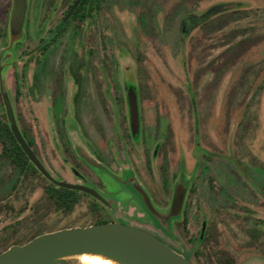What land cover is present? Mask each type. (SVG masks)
Segmentation results:
<instances>
[{
	"label": "rangeland",
	"instance_id": "374dc122",
	"mask_svg": "<svg viewBox=\"0 0 264 264\" xmlns=\"http://www.w3.org/2000/svg\"><path fill=\"white\" fill-rule=\"evenodd\" d=\"M11 5L12 0H0L2 76L19 129L35 141V149L46 165L57 161L52 143L55 131H75L76 136L71 138L78 146L79 131L84 130L94 132L92 134L98 138L96 132L101 131V145L105 146L110 136H117L114 125L117 119L121 130L126 131L123 106L116 118L115 107L105 101L101 102V107L92 103L84 105L88 94L87 78L97 71L94 60L102 59L103 65L108 62L114 67L112 69L120 67L113 74L120 85L116 86L117 91L121 93V70L126 73L127 84L133 90L137 78L143 128L148 134H170L172 147L181 145L186 151V148L191 149L189 140L193 128L197 129L198 125L205 146L214 148L219 155H230L224 158L229 166V177L238 178L239 182L252 175L248 167L238 166L236 162L257 159V168L262 173L256 169L254 175L260 179L261 190L250 202L246 200L249 201L250 193L258 188L247 183V190L237 191L234 180L230 183L233 202L223 199L212 202L203 187L198 197L194 194L189 197L195 209L185 239L191 246L200 227V213L205 212L213 242L201 247L200 260H208L210 264L264 263V233L256 241L250 239L251 228L243 214L248 209L254 213L255 220L264 221V0H105L96 21L85 27L71 26L44 54L33 53L21 59L16 56L31 49L34 43L24 39L23 34L11 46L8 27ZM209 10L211 17L215 16L192 29L180 41L183 18L205 17ZM215 20L223 22L216 25L214 22L213 26L211 23ZM50 27L48 24L46 30ZM85 36L91 43L84 40ZM226 44L231 50L239 48L237 54L241 55L229 61L227 73L222 68L216 75L213 66L210 67L211 60L218 61L219 67L223 64L220 53ZM126 65L135 72L133 69L127 71ZM16 69L22 77L21 95L17 100L13 80ZM95 80L100 81L97 76ZM3 114L0 96V117ZM57 143L61 145L62 142L57 140ZM188 163L190 165V160ZM7 171L5 162L0 161V205L4 203L5 194L16 192L6 181ZM50 176L60 180L55 174L50 173ZM31 181L29 188L43 185L40 178L33 177ZM21 187L18 186V196L8 199L4 210L0 211V232L12 216L25 209V204L30 205L40 197V191L31 193L29 188ZM214 193L219 195L217 191ZM11 208L14 211L11 212ZM29 211L26 209L20 218H26ZM84 214L83 204L68 216L53 215L48 224L54 222L51 224L54 229L80 226L88 222ZM30 227L14 238L30 235L36 229Z\"/></svg>",
	"mask_w": 264,
	"mask_h": 264
},
{
	"label": "flooded vegetation",
	"instance_id": "af4514ba",
	"mask_svg": "<svg viewBox=\"0 0 264 264\" xmlns=\"http://www.w3.org/2000/svg\"><path fill=\"white\" fill-rule=\"evenodd\" d=\"M75 1L27 0L23 34L25 35L24 39L31 40L34 44L31 49L22 51L16 58L21 59L24 55L39 47L41 48L35 54H44L47 52L48 47L65 36L71 26L75 27V25L80 24L81 27H85L92 21H96L97 16L102 13L103 3H105V0H88L85 11L86 16L82 19L74 18L73 16L84 0H81L74 12L69 15ZM91 1L92 7L88 14ZM58 13L59 17L56 18ZM207 14H205V17H195L192 15L184 17L181 21L182 36L180 41L185 39L192 29L206 23L207 20L215 16L212 15L211 17L210 10ZM221 22L223 20H215L211 24L214 26V24H220ZM48 24H51V27L46 30ZM84 40L90 42L87 36H85ZM99 43H101V36L98 37V47ZM237 50H231L230 45L226 44L225 49L220 53L223 56V64L220 67L217 66L219 64L218 61L211 60L210 67L213 66L212 70L217 72L216 75L222 68H224V72H228L227 66L231 60L235 61L241 55L237 54ZM101 54H103V49L101 50ZM94 68L97 71L98 68L100 70L92 72L91 77L87 78L88 94L84 99V105L92 103L101 107V102L105 101L110 106L115 107L117 111L115 114L116 118L119 116L120 106H123L126 113V131L123 132L120 122L118 125V119L117 121L115 120L114 125L117 136H110V139L108 138L105 141V146L101 145V138H103L101 131L96 132L100 138L96 134L93 135L92 133L94 132L79 131V137L81 138L79 146L72 142L73 139L71 137L76 136L75 131H55V135L52 136V143L53 156L55 155L57 161H54V163L49 162V166L46 165L43 157L35 149V141L30 138L32 142V146H30L25 139L27 145L46 172L49 175L50 173L55 174L60 178L59 181L54 179L56 182L80 189H70L53 184L28 159L44 179L40 178L43 181V185L41 187L29 188V186H32L31 178H39L37 174L31 173L30 176L21 178L19 181L17 178L16 192L5 194L3 202L5 203L13 196H18V186L29 188L28 190L31 193L33 191H40L41 194L38 200L33 201V205L25 204V209L12 216L10 222L3 227L0 232V248L7 245L5 249L7 250L13 245H23L42 234L62 229L117 223L151 234L173 251L181 254L191 264H210L208 260L206 262L200 260V256H202L201 247L204 245L209 246L213 242V235L210 225L206 220L207 216L205 212L200 213V227L193 237L191 246H189L188 240L185 239L190 217L194 216V204L189 202V197L193 194L195 198L198 197L200 187H203L207 190L206 192L210 201L214 202V200L223 199L226 202H233L230 183L231 180H234L237 182L236 186L238 188L235 189L237 191L247 190V183H252L258 188L254 193H250L251 197L249 201L246 200L250 202L252 196L261 190L260 179L254 175L256 169L260 171L259 167L257 168V159L254 158V161L250 160V162H245L244 160L236 162L238 166L248 167L252 175L248 180L245 178L244 180L239 179V182L237 181L238 178H230L229 166L224 160V158H228L230 155H219L214 148L205 146L200 136L198 125H196L197 129L193 128V134L189 140L191 149L186 148V151L182 150L181 145L173 146V149L172 135H166L165 132L163 135H150L144 130L140 106V89L137 78L134 81L135 88L133 90L127 84L126 73L121 70L122 82L121 93L119 94L117 87H120V85L116 82L113 74H116L120 67L112 69L114 67L109 66L108 62H105V65H103L102 59L100 61L95 59ZM124 68L127 71L134 70L130 65H126ZM95 76L100 80L99 82L95 80ZM18 78L22 77L16 69L13 72L16 100L20 97L17 98L16 94L18 83L16 80ZM21 83L20 87L22 88ZM132 95H136L139 120L137 132L132 130L130 121V98ZM225 110L227 113L228 106L225 107ZM57 140L62 142L61 145L57 143ZM174 155L176 158H174ZM189 160L191 162L190 165H188ZM56 166L61 170L59 171ZM260 173L262 172L260 171ZM50 177L52 178V176ZM48 184L53 186V189L50 191H54L56 194L53 195L55 196L49 197V195L45 194ZM177 184H180L185 190L184 203L178 216L166 219ZM138 191L146 196L151 206L159 214V218L151 215L146 209ZM215 191L219 195H216ZM262 193L264 195V191ZM29 195L31 196L32 194ZM196 201L199 202L200 200L196 199ZM4 203L0 205V211L4 210ZM60 204L63 206V210L59 208ZM83 204L85 206L84 217L88 221L86 224L66 226L59 229L51 227V224L53 225L54 222L48 224L53 215L68 216L78 206ZM41 206L42 209H40ZM26 209H30L28 215L26 218H20V214H23ZM10 210L11 212L14 211L12 208ZM243 214L246 217L247 224L251 228L249 230L250 239L258 240L262 233H264V221L255 220L253 218L254 213L248 209ZM29 227H36V229L27 237L14 238L17 233L19 234L21 233L20 231ZM195 258L199 259V261Z\"/></svg>",
	"mask_w": 264,
	"mask_h": 264
},
{
	"label": "water",
	"instance_id": "95a60500",
	"mask_svg": "<svg viewBox=\"0 0 264 264\" xmlns=\"http://www.w3.org/2000/svg\"><path fill=\"white\" fill-rule=\"evenodd\" d=\"M80 1L74 2L69 15L74 12ZM91 7L92 1L88 8V14ZM26 8L27 0H12L8 22L11 46L18 42L23 35ZM40 48L30 51L26 56L37 52ZM2 68L0 66V96L6 120L17 144L20 145L33 166L47 180L61 187L80 189L58 183L52 179L27 145L5 89ZM130 121L132 130L137 132L139 120L136 95H132L130 98ZM138 193L151 215L159 218V214L151 206L146 196L140 191ZM184 198L185 190L180 184H177L166 219L174 218L180 214ZM93 261L103 264H191L181 254L173 251L151 234L117 223L74 227L45 233L23 245H13L0 253V264H92Z\"/></svg>",
	"mask_w": 264,
	"mask_h": 264
},
{
	"label": "trees",
	"instance_id": "16d2710c",
	"mask_svg": "<svg viewBox=\"0 0 264 264\" xmlns=\"http://www.w3.org/2000/svg\"><path fill=\"white\" fill-rule=\"evenodd\" d=\"M87 2L88 0H84L80 4L79 8L76 10L73 16L74 18H82V19L85 18ZM247 39H245L244 42ZM244 42H242L240 45H242ZM16 81L18 82L16 86V94L18 98L20 96V91H21V87H20L21 81L19 78ZM22 135L26 139L28 145L32 146L31 139L26 136L25 132L22 131ZM0 145H1L0 161H4L8 167V171L6 174V181L12 184L13 189H15L17 186V180H16L17 178L19 181L21 180V178L30 176L31 173L37 174L39 178H42V176L31 165L25 153L21 150V147L17 144L15 138L12 135V132L6 120L5 114H3L2 117H0ZM18 185H19V182H18ZM49 185L50 184H48V187L45 190V194L49 195V197L55 196L53 194H56V193H54V191L53 192L50 191L51 189H53V186L52 185L49 186ZM58 201L61 202L59 199ZM59 208L61 210L64 209L63 206H61V204ZM6 248H7V245L0 248V252L4 251Z\"/></svg>",
	"mask_w": 264,
	"mask_h": 264
},
{
	"label": "bare ground",
	"instance_id": "6f19581e",
	"mask_svg": "<svg viewBox=\"0 0 264 264\" xmlns=\"http://www.w3.org/2000/svg\"><path fill=\"white\" fill-rule=\"evenodd\" d=\"M92 264H103V263H100V262H97V261H93L91 262Z\"/></svg>",
	"mask_w": 264,
	"mask_h": 264
}]
</instances>
